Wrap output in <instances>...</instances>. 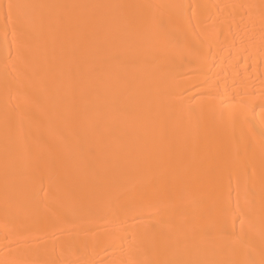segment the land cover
Instances as JSON below:
<instances>
[{
	"label": "bare ground",
	"instance_id": "obj_1",
	"mask_svg": "<svg viewBox=\"0 0 264 264\" xmlns=\"http://www.w3.org/2000/svg\"><path fill=\"white\" fill-rule=\"evenodd\" d=\"M0 264H264V0H0Z\"/></svg>",
	"mask_w": 264,
	"mask_h": 264
},
{
	"label": "rangeland",
	"instance_id": "obj_2",
	"mask_svg": "<svg viewBox=\"0 0 264 264\" xmlns=\"http://www.w3.org/2000/svg\"><path fill=\"white\" fill-rule=\"evenodd\" d=\"M105 260V259H104Z\"/></svg>",
	"mask_w": 264,
	"mask_h": 264
}]
</instances>
